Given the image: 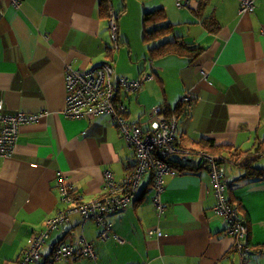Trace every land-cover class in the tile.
<instances>
[{"label":"crops","instance_id":"0c3cea01","mask_svg":"<svg viewBox=\"0 0 264 264\" xmlns=\"http://www.w3.org/2000/svg\"><path fill=\"white\" fill-rule=\"evenodd\" d=\"M17 1L0 0V102L6 113L44 116L21 126L11 154L0 158V264H17L27 241L69 206L58 177L74 197L88 202L102 196L105 171L119 182L134 167L133 149L107 115L87 122L62 114L66 65L88 70L105 62L116 76L131 80L144 71L154 75L136 93L122 96L125 117L143 130L150 126L152 108L165 103L173 109L190 94L194 101L177 118L174 138L189 154L192 170L164 176L160 199L166 207L160 215L152 203L151 174H144L136 198L105 216L112 229L104 241L95 222L70 215L48 236L41 264H48L52 246L80 238L93 244L97 259L55 264H241L224 220L213 212L215 197L196 145L200 140L252 152L261 176H246L225 159L221 164L226 197L247 229L246 264H264V154L255 151L264 141V0L255 1L252 14L239 13V0H206L204 6L201 0H182L188 6L181 9L175 0H107L108 12L118 16L117 49L108 18L100 17L101 0ZM159 8L172 34L199 48L197 56H167L150 64L142 25L143 48L134 47L126 18L131 14L140 22L144 12ZM206 19L214 25L207 27ZM151 229L161 236L149 235Z\"/></svg>","mask_w":264,"mask_h":264},{"label":"built area","instance_id":"2783aa9c","mask_svg":"<svg viewBox=\"0 0 264 264\" xmlns=\"http://www.w3.org/2000/svg\"><path fill=\"white\" fill-rule=\"evenodd\" d=\"M256 0H239V13H252ZM18 5L17 0H13ZM188 3L175 0V7L181 9ZM117 15L109 12L108 25L114 48L117 49ZM152 64V61H150ZM154 79L151 72L144 71L139 79L131 80L116 76L110 63H102L88 70L73 69L69 64L65 67V107L63 116L68 119H83L91 122L100 115H107L110 122L119 130L127 145L134 151L135 165L124 178L116 182L112 173L104 172V192L100 198L88 202H80L74 197L70 188L65 186L62 177L57 178V186L61 190L63 200L69 202L64 210H60L52 218L45 221L44 230L31 237L23 250L17 264H41L42 249L50 233L68 222L70 215L78 214L83 221H93L101 227L99 240L108 239L111 225L105 221V216L126 208L135 198L138 185L144 174H151L154 191L153 207L158 215L166 205L161 201L163 178L165 175H175L177 171L172 164H184L189 154L180 151L175 144V129L177 119L171 115L166 117L160 107L149 112L150 126L143 130L131 123L125 117L126 108L122 96L136 93L142 84ZM181 102H191L190 94L185 93ZM44 114L6 113L0 102V158L9 156L21 126L36 123ZM177 156V160L170 157ZM205 163L212 192L215 197L213 212L224 220L225 233L233 237V249L241 264L249 260L250 246L246 243L247 229L239 217L237 207L228 202L226 197V180L220 158L201 152ZM78 199V200H77ZM76 201V202H75ZM149 235L161 236L159 229L148 230ZM115 239L122 242L117 236ZM87 258L95 261L97 255L94 246L84 238L75 243L55 245L50 248L48 264L58 261L80 260Z\"/></svg>","mask_w":264,"mask_h":264},{"label":"trees","instance_id":"16d2710c","mask_svg":"<svg viewBox=\"0 0 264 264\" xmlns=\"http://www.w3.org/2000/svg\"><path fill=\"white\" fill-rule=\"evenodd\" d=\"M205 1L206 0H201L200 5L204 6ZM107 2H108L107 0H101L99 7L100 17L103 19L109 18ZM252 13H247V14H252ZM204 22L207 27L212 24L214 25L213 19H206ZM141 25L143 30L142 43L147 46L148 60L151 61L159 60L167 56H180V57L192 59L200 53L199 48L193 47V43L185 42L184 40H182L180 36L172 34L173 26L167 22L165 11L162 8L144 12L142 15ZM214 31L215 29L211 30V32ZM170 35L172 36L170 39H168L167 37ZM117 45H118V37H117ZM106 52H107V57L111 58V48H107ZM193 101L194 100L191 99V102H189L185 106V103H182L180 100L179 103L173 109L166 106L165 103H162L161 106L162 108L160 107V109L164 116L169 117L173 115L177 119L180 115L185 113L186 109L192 105ZM196 145L201 152L213 156H218L220 158L219 160L220 164L223 161L222 159H225L228 162L233 163L236 166L244 169L247 172L246 176L253 177L254 175L257 176L262 175L260 169L253 167V162L255 161V158L251 157L252 152L250 151L242 152L232 146L215 145L213 142L209 140H200ZM255 151L258 155L264 154V141L259 143ZM224 155H226L225 158ZM202 164L205 165L203 160L200 163V165ZM171 166L177 172L192 170L189 168L188 162H185L184 164L173 163ZM227 200L229 203L231 204L233 203L231 199L230 200L227 199Z\"/></svg>","mask_w":264,"mask_h":264},{"label":"rangeland","instance_id":"374dc122","mask_svg":"<svg viewBox=\"0 0 264 264\" xmlns=\"http://www.w3.org/2000/svg\"><path fill=\"white\" fill-rule=\"evenodd\" d=\"M113 3L115 1H112ZM126 19L127 23H128V27H127V34H128V38L133 42V45L135 48H143L141 45V34H142V30H141V19L140 22H137L135 17L133 15H129ZM111 44L113 45L114 42L113 40H111Z\"/></svg>","mask_w":264,"mask_h":264}]
</instances>
